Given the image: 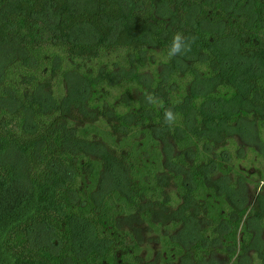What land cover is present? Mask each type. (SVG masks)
<instances>
[{"label": "trees", "instance_id": "obj_1", "mask_svg": "<svg viewBox=\"0 0 264 264\" xmlns=\"http://www.w3.org/2000/svg\"><path fill=\"white\" fill-rule=\"evenodd\" d=\"M177 32L196 39L169 59ZM248 153L264 163V0H0V264H143L146 231L161 264H264Z\"/></svg>", "mask_w": 264, "mask_h": 264}, {"label": "rangeland", "instance_id": "obj_2", "mask_svg": "<svg viewBox=\"0 0 264 264\" xmlns=\"http://www.w3.org/2000/svg\"><path fill=\"white\" fill-rule=\"evenodd\" d=\"M104 134V132H103ZM114 142V141H112ZM123 144L126 145L131 150L134 154L135 158V165L136 169L138 170V173H143L144 178L143 183L147 181L145 177L148 180H152V175L148 174V168L152 166L156 160V147L145 137L142 135H138L134 137L133 139L128 138V140H125L122 142ZM255 157L252 155V153H248V162L245 164L247 168H242L240 171L242 172H254L255 176H252L251 178H247V182L249 183V192L251 193L254 186L258 183V178L260 177V171H262V175H264V163L263 162H254L252 163L251 160L254 159ZM148 174V175H147ZM147 175V176H146ZM149 182V181H148ZM262 183H259V186H261ZM151 185V183H149ZM260 188V187H259ZM259 189L257 190L256 193H258ZM206 193V200L210 204V208L213 210L215 208H218V201L214 199L209 192ZM255 193V194H256ZM214 202V203H213ZM127 225V224H126ZM125 226V225H124ZM128 226V225H127ZM125 226L127 229L128 227ZM143 229V228H142ZM157 236L152 234L151 232H145L144 235L142 236L141 239V250L140 254H142V261L143 264H161V259L160 256L158 255L160 251V243L159 241L155 240ZM264 239V236H263ZM218 257V256H217ZM220 260V264H223V260H221L222 257H218Z\"/></svg>", "mask_w": 264, "mask_h": 264}, {"label": "clouds", "instance_id": "obj_3", "mask_svg": "<svg viewBox=\"0 0 264 264\" xmlns=\"http://www.w3.org/2000/svg\"><path fill=\"white\" fill-rule=\"evenodd\" d=\"M196 37L188 36L186 37L183 33L177 32L173 35L171 44L169 46L167 57L172 59L173 57L186 55L191 51L192 43L195 42ZM147 102L150 104L157 103V98L152 94H149L147 97ZM177 113H174L171 108L165 109L164 111V121L172 125L177 119Z\"/></svg>", "mask_w": 264, "mask_h": 264}]
</instances>
